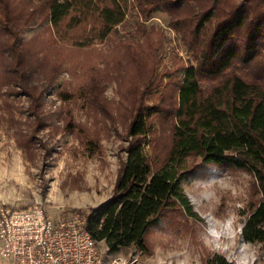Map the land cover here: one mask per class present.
I'll return each instance as SVG.
<instances>
[{"label": "trees", "instance_id": "obj_1", "mask_svg": "<svg viewBox=\"0 0 264 264\" xmlns=\"http://www.w3.org/2000/svg\"><path fill=\"white\" fill-rule=\"evenodd\" d=\"M133 13L139 40L118 38ZM154 13L168 18L192 61L161 55L164 31L144 26ZM64 72L75 83L68 92L58 83ZM37 73L41 91L31 86ZM110 83L114 101L104 95ZM6 86L29 99L32 137L46 126L39 111L54 86L57 98L80 92L91 111L125 127L112 194L85 214V229L109 253H146L159 219L196 217L181 181L209 164L252 177L240 235L264 245V0H0ZM161 123L167 131L151 161L144 148ZM205 264L232 263L212 255Z\"/></svg>", "mask_w": 264, "mask_h": 264}, {"label": "rangeland", "instance_id": "obj_2", "mask_svg": "<svg viewBox=\"0 0 264 264\" xmlns=\"http://www.w3.org/2000/svg\"><path fill=\"white\" fill-rule=\"evenodd\" d=\"M136 24L133 13L125 28L118 30V38L138 41ZM144 26L164 31L162 56L168 59L173 52L181 60L192 61L164 14H152ZM32 78L33 88H45L41 75ZM58 83L67 92L75 84L68 72ZM55 89L43 93L39 115L47 123L32 137L29 99L14 87L0 88V213L41 206L51 218L85 217L112 194L125 159V127L117 119L91 111L80 92L63 101ZM104 95L116 100L114 83L106 86ZM164 127L163 123L156 126L144 148L151 161L160 152ZM251 183L252 177L244 171L197 165L181 181L196 217L177 214L159 219L146 234V253L133 246L109 253L103 242L97 248L106 264H205L212 255L232 264H264V245L245 243L240 235ZM0 264L10 262L0 257Z\"/></svg>", "mask_w": 264, "mask_h": 264}, {"label": "built area", "instance_id": "obj_3", "mask_svg": "<svg viewBox=\"0 0 264 264\" xmlns=\"http://www.w3.org/2000/svg\"><path fill=\"white\" fill-rule=\"evenodd\" d=\"M85 217L51 218L41 206L0 213V257L10 264H106Z\"/></svg>", "mask_w": 264, "mask_h": 264}]
</instances>
